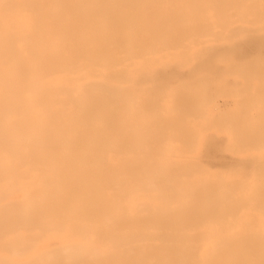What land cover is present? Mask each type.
I'll return each mask as SVG.
<instances>
[{
  "label": "bare ground",
  "instance_id": "1",
  "mask_svg": "<svg viewBox=\"0 0 264 264\" xmlns=\"http://www.w3.org/2000/svg\"><path fill=\"white\" fill-rule=\"evenodd\" d=\"M0 264H264V0H0Z\"/></svg>",
  "mask_w": 264,
  "mask_h": 264
}]
</instances>
